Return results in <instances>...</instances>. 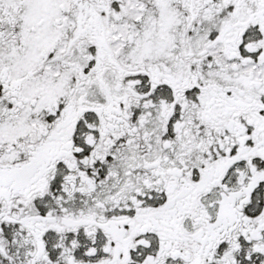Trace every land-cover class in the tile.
I'll return each instance as SVG.
<instances>
[{
	"label": "snow or ice",
	"instance_id": "1",
	"mask_svg": "<svg viewBox=\"0 0 264 264\" xmlns=\"http://www.w3.org/2000/svg\"><path fill=\"white\" fill-rule=\"evenodd\" d=\"M0 264H264V0H0Z\"/></svg>",
	"mask_w": 264,
	"mask_h": 264
}]
</instances>
